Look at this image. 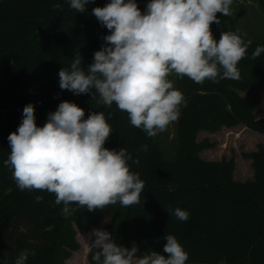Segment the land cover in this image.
I'll return each mask as SVG.
<instances>
[{"label": "trees", "instance_id": "trees-1", "mask_svg": "<svg viewBox=\"0 0 264 264\" xmlns=\"http://www.w3.org/2000/svg\"><path fill=\"white\" fill-rule=\"evenodd\" d=\"M108 2L95 0L85 13H76L67 0H0V264H14L24 249L36 252L26 264H68L79 248L77 232L86 233L105 215L112 218L107 228L114 239L128 248L135 242L138 255L163 254V237L173 234L189 254L186 264H264V140L245 154L254 169L247 181L234 179L233 159L203 160L199 151L205 143L196 141L200 129L217 130L224 124H244L264 136V118L258 114L264 53L250 58L257 46H264V37L249 40L232 15L217 14L220 24L211 26L217 39L221 32L239 29L251 41L238 64L240 79L197 84L176 76L174 87L183 92L187 105L177 121V159L169 161L159 143L131 126L127 113L115 104L107 108L89 94L74 95L59 87L58 73L77 50L85 66L100 50L109 33L92 9ZM148 2L137 0L140 8ZM55 3L63 10H55ZM64 100L83 108L85 119L92 111H103L112 128L105 147H126L139 159L138 165L129 161L145 183L139 205L117 203L92 212L72 205V215L65 218L54 194L18 189L3 163L10 153L8 135L17 130L27 104L34 105L37 126H43L47 114ZM37 195L43 196L41 203L35 201ZM169 205L188 211L189 219L168 214ZM94 251L88 254L90 264Z\"/></svg>", "mask_w": 264, "mask_h": 264}, {"label": "clouds", "instance_id": "clouds-1", "mask_svg": "<svg viewBox=\"0 0 264 264\" xmlns=\"http://www.w3.org/2000/svg\"><path fill=\"white\" fill-rule=\"evenodd\" d=\"M94 2L67 0L76 13H85ZM232 4L233 0H149L142 12L137 0H110L94 7L92 15L109 34L102 37L104 43L94 52L92 63L85 66L75 52L70 65L58 73L59 87L74 95L89 94L107 108L115 104L127 113L131 126L154 138L177 122L187 105L170 79L173 74L197 84L240 79L238 64L251 41L246 42L239 29L221 32L217 39L211 27L220 24L218 13L232 15ZM53 8L63 10L60 3ZM261 53L264 46H257L250 58ZM111 134L103 111H92L85 119L83 108L64 100L47 114L43 126H37L35 107L29 103L17 130L8 135L10 153L3 163L19 190L54 194L65 218L72 215V205L89 212L117 203L139 205L145 183L129 161L136 165L140 161L126 147L106 148ZM141 148L148 150L147 145ZM34 199L41 203L43 196ZM165 210L180 221L190 216L179 207L169 205ZM89 239L95 249L93 264H186L189 259L173 234L163 237V254L138 255L135 242L125 247L103 229L94 228ZM30 255L35 256V250L24 249L14 264H26Z\"/></svg>", "mask_w": 264, "mask_h": 264}, {"label": "rangeland", "instance_id": "rangeland-1", "mask_svg": "<svg viewBox=\"0 0 264 264\" xmlns=\"http://www.w3.org/2000/svg\"><path fill=\"white\" fill-rule=\"evenodd\" d=\"M145 7L146 5L140 8L142 12ZM231 9L238 28L249 40H259L264 37V0H233ZM170 79L174 82L175 74ZM258 114L260 118H264V88L261 92ZM153 139L159 143L167 160L177 159V122L169 125L165 132ZM263 140L264 136L260 132L244 124L235 126L224 124L217 130L200 129L196 137L197 142L205 143L199 151V156L203 160H234L233 177L237 181H247L254 177L252 159L245 154L256 150ZM111 219L110 215H105L99 224L90 228L86 233L77 232L79 248L67 259L68 264H90L88 259L92 248L90 233L94 228L108 231L107 226Z\"/></svg>", "mask_w": 264, "mask_h": 264}]
</instances>
